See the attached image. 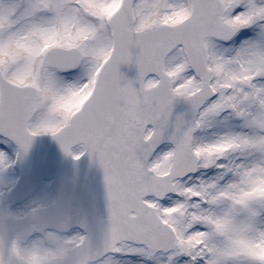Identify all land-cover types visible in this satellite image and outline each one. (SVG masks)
Here are the masks:
<instances>
[{
  "label": "snow or ice",
  "instance_id": "6c2138e0",
  "mask_svg": "<svg viewBox=\"0 0 264 264\" xmlns=\"http://www.w3.org/2000/svg\"><path fill=\"white\" fill-rule=\"evenodd\" d=\"M0 264H264V0H0Z\"/></svg>",
  "mask_w": 264,
  "mask_h": 264
},
{
  "label": "water",
  "instance_id": "95a60500",
  "mask_svg": "<svg viewBox=\"0 0 264 264\" xmlns=\"http://www.w3.org/2000/svg\"><path fill=\"white\" fill-rule=\"evenodd\" d=\"M47 150L49 153L55 155L56 154V148L55 145L50 144L47 139L43 141V143L39 142L37 143L36 147V154H40L42 151ZM82 169L86 172L87 171V163L82 162L81 165Z\"/></svg>",
  "mask_w": 264,
  "mask_h": 264
}]
</instances>
